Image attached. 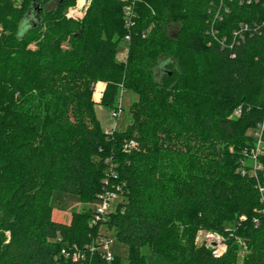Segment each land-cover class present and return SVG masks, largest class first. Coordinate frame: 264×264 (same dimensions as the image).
Segmentation results:
<instances>
[{"label": "trees", "instance_id": "16d2710c", "mask_svg": "<svg viewBox=\"0 0 264 264\" xmlns=\"http://www.w3.org/2000/svg\"><path fill=\"white\" fill-rule=\"evenodd\" d=\"M74 1L0 0V264H121L89 252L101 229L126 264H146L144 248L172 264H264V156L254 179L244 155L264 118V0H90L81 21L65 17ZM98 81L102 107L137 96L122 132L99 127ZM108 161L122 201L95 226L84 209L54 221L52 193L90 205ZM74 249L82 261L61 254Z\"/></svg>", "mask_w": 264, "mask_h": 264}, {"label": "rangeland", "instance_id": "374dc122", "mask_svg": "<svg viewBox=\"0 0 264 264\" xmlns=\"http://www.w3.org/2000/svg\"><path fill=\"white\" fill-rule=\"evenodd\" d=\"M90 0H75L72 7H69L65 12V17L67 19H72L74 21H81L83 18L86 9L88 8ZM17 8H19V4L17 3ZM177 30L176 25H170L168 29L169 35H174V33ZM0 34H1V27H0ZM128 56V49H127V43L126 42H120L117 46V53H116V61L118 63H125ZM106 83L104 82H96L94 84L93 88V96H92V102L94 103V115L95 118L99 124L100 129L107 134H110L111 132H122L126 129V127L130 123V107L132 104H134L137 100V96L135 93H133L130 90H121L117 93L116 99H115V106L114 108H117L119 103V109L120 113L118 114V117L113 119L111 118V113L114 110H110L109 108L100 106L103 95L106 91ZM239 116V110H236L232 114V118L236 119ZM258 164L259 161H258ZM262 168V166H261ZM241 169V167L239 168ZM262 170V169H261ZM258 175V174H257ZM122 199L119 198L118 201H115L113 204H111V208H113L118 202H121ZM50 205L52 207V218L54 221L61 223V224H68L70 219V214L72 212L81 211V210H89L94 211L95 208L99 205V202L97 200H94L91 202L90 205L81 206L78 198L75 195L67 194L63 192H53L50 197ZM101 234L106 235L108 239L112 241V245L109 248V252L112 254L113 257H117L120 259L121 264H126V259L128 255V246L122 243H118L114 241L113 239V232H105L104 229H101ZM207 232L203 233L200 232L196 237V244L198 246H203L204 248L211 251L213 256H220L225 253V246L222 244L221 238L216 235L218 238L217 242L218 245L212 246V244L207 242L206 239ZM142 254L145 259L146 264H172L161 260H153L151 258V255L149 251L144 248L142 251ZM244 257L243 252L238 253V264L242 263V259Z\"/></svg>", "mask_w": 264, "mask_h": 264}, {"label": "built area", "instance_id": "2783aa9c", "mask_svg": "<svg viewBox=\"0 0 264 264\" xmlns=\"http://www.w3.org/2000/svg\"><path fill=\"white\" fill-rule=\"evenodd\" d=\"M123 1V0H120ZM132 11L131 6H127L125 8V26L130 27L133 25L132 23ZM128 36L125 37V41H128ZM120 113L119 103L117 108L111 113V118L115 119L118 117ZM114 132V131H113ZM112 133V132H111ZM110 133V134H111ZM253 137V147L249 150L244 151L245 158L249 160L250 168L249 174L252 178L256 179L257 174L261 171V165L258 164V158L260 156H264V118L256 125L255 131L252 134ZM135 144L133 142H129L123 147V151H129L133 148ZM108 178L103 182V189L100 194L97 195L96 200L99 202V205L92 211L91 218L89 221V226H95L100 222L104 221L105 216L112 211L111 204L119 199V193L121 191V187L116 184V175L113 173L114 166L110 161H108ZM244 170V169H243ZM242 170V175L245 173ZM261 191V190H260ZM207 242L210 244L218 245V238L216 235L207 233L206 235ZM98 248L95 246H91L89 248L90 253H94L95 250H100L103 254V258L106 262H111L113 259L112 254L109 252V248L112 245V241L108 238H102L98 243ZM62 256L65 259H69L71 262H79L85 258V253L74 249L73 252H68L65 250L61 251Z\"/></svg>", "mask_w": 264, "mask_h": 264}, {"label": "water", "instance_id": "95a60500", "mask_svg": "<svg viewBox=\"0 0 264 264\" xmlns=\"http://www.w3.org/2000/svg\"><path fill=\"white\" fill-rule=\"evenodd\" d=\"M212 246H215V244H212Z\"/></svg>", "mask_w": 264, "mask_h": 264}]
</instances>
